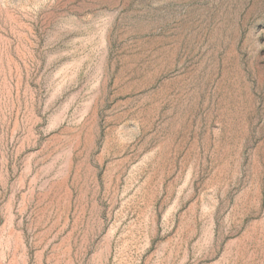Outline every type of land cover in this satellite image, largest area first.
<instances>
[{
	"label": "rangeland",
	"instance_id": "1",
	"mask_svg": "<svg viewBox=\"0 0 264 264\" xmlns=\"http://www.w3.org/2000/svg\"><path fill=\"white\" fill-rule=\"evenodd\" d=\"M0 264H264V0H0Z\"/></svg>",
	"mask_w": 264,
	"mask_h": 264
}]
</instances>
